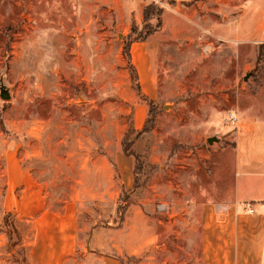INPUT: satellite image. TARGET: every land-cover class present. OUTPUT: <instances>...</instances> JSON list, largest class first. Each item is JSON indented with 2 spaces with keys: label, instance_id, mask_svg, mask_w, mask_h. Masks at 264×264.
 Returning <instances> with one entry per match:
<instances>
[{
  "label": "rangeland",
  "instance_id": "1",
  "mask_svg": "<svg viewBox=\"0 0 264 264\" xmlns=\"http://www.w3.org/2000/svg\"><path fill=\"white\" fill-rule=\"evenodd\" d=\"M246 1L0 0V264H99L86 246L124 197L131 164L118 160L144 127L131 150L149 183L130 201L148 203L140 224L167 249L125 264L190 262L158 225L157 206L201 182L231 188L248 115L264 121V46L210 29ZM149 4L163 12L144 41L154 52L151 107L125 51L134 25L139 34L158 24L135 17Z\"/></svg>",
  "mask_w": 264,
  "mask_h": 264
},
{
  "label": "crops",
  "instance_id": "2",
  "mask_svg": "<svg viewBox=\"0 0 264 264\" xmlns=\"http://www.w3.org/2000/svg\"><path fill=\"white\" fill-rule=\"evenodd\" d=\"M144 8L135 9L136 19L141 18ZM210 29L213 36L233 44L264 46V0L246 1L237 17ZM170 31L180 35L174 28ZM131 49L132 53L136 50L131 55L139 79L144 78L146 84L145 87L140 81L142 91L153 100L155 81L151 58L154 52L147 42H135ZM255 121L248 115L249 128L243 136V150L236 158L231 188L220 190L217 183L201 182L194 192L184 193L183 197L178 193L176 198H171L175 200L160 202L167 210L156 219L158 225L168 237L181 241L180 248L191 256L190 262H180V254L176 253L179 256L176 264H264V121L258 118L257 125ZM254 127L258 128L256 132L250 130ZM120 160L131 164L128 171L132 177L122 186V192H129L133 188L136 161L124 153ZM146 205L147 202L140 200L139 204L129 207L119 227L110 223L116 217L113 213L108 223L96 228L86 246L89 259L95 258L99 264H125L129 259L140 257L145 249L152 253L155 248L167 249L165 244H158L161 235L156 233V227L143 228L140 224V212ZM49 239L53 247L56 242L53 237Z\"/></svg>",
  "mask_w": 264,
  "mask_h": 264
},
{
  "label": "trees",
  "instance_id": "3",
  "mask_svg": "<svg viewBox=\"0 0 264 264\" xmlns=\"http://www.w3.org/2000/svg\"><path fill=\"white\" fill-rule=\"evenodd\" d=\"M163 12L162 11H156V7L154 6V4H149L144 8V12H143V17H144V22L148 23V21L151 20V18L153 16H156L158 19V24L156 25V27H151L149 24H147L145 26V31L137 34V29L135 28V25L132 28L131 31V35L132 36H136L135 39L130 40L129 44L126 47V55L128 56L129 59V65L132 71V80L136 83V91L139 95V97L145 101L150 107L153 105V100H151L150 98H148L142 91V87H141V83H140V79H139V74L138 71L135 67V65L133 64L132 61V55H131V46L133 43L135 42H144L150 35L154 34L155 32L159 31L162 27V21H161V16H162ZM133 132L137 133V137L134 141L130 142L129 144L125 143L124 145V149H123V153L126 156H133L135 158V169H134V182H133V188L130 192H125L123 199H121L120 204H118L115 208L114 214L116 216V213L118 212V222L117 225L114 224L115 219L111 220V225L113 226H121V224L124 221L125 215L127 210L129 209V207H131L132 205L136 204L132 201H130L131 198V194L132 193H137L140 190L146 189L148 186L149 181H145L144 183H141L139 181V175L140 173L143 171L144 169V165L142 164V162H140V155H138L137 153L135 154L132 150H131V146L133 145V143L138 140L139 136L141 133H146L147 132V127H144L142 130H135L133 128ZM132 134V133H131ZM127 139H128V135H127Z\"/></svg>",
  "mask_w": 264,
  "mask_h": 264
},
{
  "label": "built area",
  "instance_id": "4",
  "mask_svg": "<svg viewBox=\"0 0 264 264\" xmlns=\"http://www.w3.org/2000/svg\"><path fill=\"white\" fill-rule=\"evenodd\" d=\"M157 208L163 213H165L167 210V206L161 203L157 206Z\"/></svg>",
  "mask_w": 264,
  "mask_h": 264
},
{
  "label": "water",
  "instance_id": "5",
  "mask_svg": "<svg viewBox=\"0 0 264 264\" xmlns=\"http://www.w3.org/2000/svg\"><path fill=\"white\" fill-rule=\"evenodd\" d=\"M247 78H248V77H247ZM212 142H213V139L210 140V143H212Z\"/></svg>",
  "mask_w": 264,
  "mask_h": 264
}]
</instances>
